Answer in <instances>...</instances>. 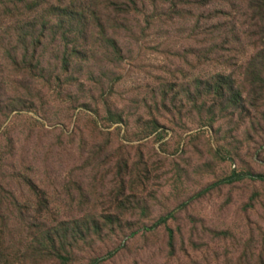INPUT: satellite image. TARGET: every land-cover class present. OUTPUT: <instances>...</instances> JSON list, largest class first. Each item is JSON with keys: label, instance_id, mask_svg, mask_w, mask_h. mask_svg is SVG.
<instances>
[{"label": "rangeland", "instance_id": "374dc122", "mask_svg": "<svg viewBox=\"0 0 264 264\" xmlns=\"http://www.w3.org/2000/svg\"><path fill=\"white\" fill-rule=\"evenodd\" d=\"M256 2L0 0V264H264Z\"/></svg>", "mask_w": 264, "mask_h": 264}, {"label": "trees", "instance_id": "16d2710c", "mask_svg": "<svg viewBox=\"0 0 264 264\" xmlns=\"http://www.w3.org/2000/svg\"><path fill=\"white\" fill-rule=\"evenodd\" d=\"M258 5H264L262 3H264V0H262V2L260 3L261 0H256ZM244 178H249V179H255V180H264V176L263 175H259V174H252V173H232L230 176L228 177H224L222 179H220L217 182L212 183L210 186H208L206 189L202 190L199 194L204 193L207 190H210L211 188H213L214 186H217L218 184H223V183H232V182H236L239 180H242ZM183 204L180 205V207ZM178 207V208H180ZM177 209L172 210L171 212L165 214L164 216H161L160 218H158L153 224H151L150 226H145V230H152L162 224H166L168 219L171 218L174 214V212ZM169 235L171 236V231H169ZM114 255V251H109L108 253H106L104 256L102 257H98L96 259L93 260L92 264H99L100 262H102L105 259L110 258L111 256Z\"/></svg>", "mask_w": 264, "mask_h": 264}]
</instances>
